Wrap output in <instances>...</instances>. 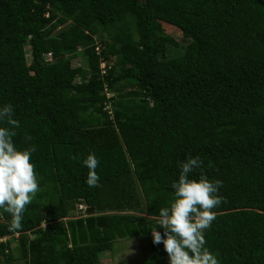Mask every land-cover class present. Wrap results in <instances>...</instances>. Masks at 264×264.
Instances as JSON below:
<instances>
[{
  "label": "trees",
  "instance_id": "obj_1",
  "mask_svg": "<svg viewBox=\"0 0 264 264\" xmlns=\"http://www.w3.org/2000/svg\"><path fill=\"white\" fill-rule=\"evenodd\" d=\"M9 103L39 191L19 228L0 209V264H103L137 237L139 264H169L152 228L189 156L223 182L206 247L220 264H264V0H0Z\"/></svg>",
  "mask_w": 264,
  "mask_h": 264
},
{
  "label": "clouds",
  "instance_id": "obj_2",
  "mask_svg": "<svg viewBox=\"0 0 264 264\" xmlns=\"http://www.w3.org/2000/svg\"><path fill=\"white\" fill-rule=\"evenodd\" d=\"M0 123L12 126L0 127V209L10 214L11 226L19 228L26 206L39 191L36 166L31 162L36 149L16 147L13 139L16 132L12 129L19 128L20 123L14 118L11 103L0 107ZM83 165L88 169L87 185L99 187L100 177L96 171L99 160L95 153L87 154ZM178 167V179L171 184L172 200L155 216L158 228H152L153 243L164 245L169 264H220L206 247L205 232L216 218L213 209L226 202L219 195L223 182L208 179L199 156H189ZM196 169H201L198 179L191 176Z\"/></svg>",
  "mask_w": 264,
  "mask_h": 264
},
{
  "label": "rangeland",
  "instance_id": "obj_3",
  "mask_svg": "<svg viewBox=\"0 0 264 264\" xmlns=\"http://www.w3.org/2000/svg\"><path fill=\"white\" fill-rule=\"evenodd\" d=\"M162 27L165 33L174 36L179 42L182 41V32L179 29L166 23H163ZM77 62L78 60L75 61V63ZM125 212L129 213V211ZM71 214L73 218H77V216L81 214L79 207H75V209L71 211ZM132 214L144 216L142 211H133ZM15 246L16 244H13V247ZM74 250L81 251L83 248L74 246ZM148 253L149 246L147 244V238H126L117 240L114 244L113 250L102 254L101 259L103 264H139L144 261L143 259ZM14 264H23V262L19 261Z\"/></svg>",
  "mask_w": 264,
  "mask_h": 264
},
{
  "label": "built area",
  "instance_id": "obj_4",
  "mask_svg": "<svg viewBox=\"0 0 264 264\" xmlns=\"http://www.w3.org/2000/svg\"><path fill=\"white\" fill-rule=\"evenodd\" d=\"M107 96H108V98H110V94L109 93L107 94ZM78 207H79V211H81L83 214H85V212L87 210L86 209L87 207L85 205H83V204H80ZM0 241H2V240H0Z\"/></svg>",
  "mask_w": 264,
  "mask_h": 264
}]
</instances>
